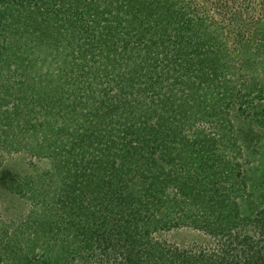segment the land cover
Returning <instances> with one entry per match:
<instances>
[{
  "label": "trees",
  "instance_id": "1",
  "mask_svg": "<svg viewBox=\"0 0 264 264\" xmlns=\"http://www.w3.org/2000/svg\"><path fill=\"white\" fill-rule=\"evenodd\" d=\"M198 6L0 0V264H264V5L231 44Z\"/></svg>",
  "mask_w": 264,
  "mask_h": 264
},
{
  "label": "rangeland",
  "instance_id": "2",
  "mask_svg": "<svg viewBox=\"0 0 264 264\" xmlns=\"http://www.w3.org/2000/svg\"><path fill=\"white\" fill-rule=\"evenodd\" d=\"M198 2L199 12L209 20L220 22L226 30L225 38L231 44L234 42L233 34L240 27H246V33L252 29L263 14L264 0H192ZM214 17V18H213ZM217 22V23H218ZM264 149L260 159L252 164L251 169H256L255 175L264 171ZM263 154V155H262ZM30 159L24 155L12 156L3 166V169L16 175H24L30 171ZM257 169L259 170L257 172ZM258 173V174H257ZM30 205L20 200L6 187L0 186V210L3 219L15 218L29 209ZM161 241L180 246L188 247L193 245H206L211 243L210 237L204 232L193 229H180L162 233L157 236Z\"/></svg>",
  "mask_w": 264,
  "mask_h": 264
}]
</instances>
